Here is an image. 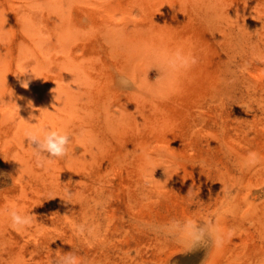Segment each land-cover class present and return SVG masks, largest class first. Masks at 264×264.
Segmentation results:
<instances>
[{
    "label": "rangeland",
    "instance_id": "374dc122",
    "mask_svg": "<svg viewBox=\"0 0 264 264\" xmlns=\"http://www.w3.org/2000/svg\"><path fill=\"white\" fill-rule=\"evenodd\" d=\"M26 129L68 133L69 155L38 161ZM12 206L32 225L13 228ZM187 219L223 246L157 230ZM69 252L264 264V0H0V264Z\"/></svg>",
    "mask_w": 264,
    "mask_h": 264
},
{
    "label": "clouds",
    "instance_id": "9594fccd",
    "mask_svg": "<svg viewBox=\"0 0 264 264\" xmlns=\"http://www.w3.org/2000/svg\"><path fill=\"white\" fill-rule=\"evenodd\" d=\"M184 63L190 65L194 64L195 61L191 58H186ZM119 83L122 88L135 86V82L131 78H122ZM28 86V80L21 81V87L28 88ZM28 107L32 108L31 102L28 103ZM17 109L19 111L18 107ZM30 119H35V117L30 116ZM41 132L43 133L42 135L40 134ZM24 138L28 140L29 146L38 161L62 159L69 155V145L72 138L66 132L62 133L49 129H26ZM259 161V154L250 152L246 159V165L249 167L255 166ZM6 215L11 226L18 231L28 228L33 223L34 215L30 214V212L22 213L15 206L10 207ZM76 230L81 235L90 236L96 232L97 228L88 223H79ZM157 230L183 247L186 252L194 251L200 247H209V245L219 248L223 246L226 239L225 234L209 220L187 219L183 221L182 225L180 220H172L165 225L157 226ZM52 264H80V260L75 254L69 252L56 256Z\"/></svg>",
    "mask_w": 264,
    "mask_h": 264
}]
</instances>
